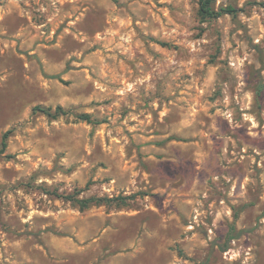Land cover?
Returning <instances> with one entry per match:
<instances>
[{"label":"rangeland","instance_id":"374dc122","mask_svg":"<svg viewBox=\"0 0 264 264\" xmlns=\"http://www.w3.org/2000/svg\"><path fill=\"white\" fill-rule=\"evenodd\" d=\"M198 1L0 0V264H264V0Z\"/></svg>","mask_w":264,"mask_h":264},{"label":"trees","instance_id":"16d2710c","mask_svg":"<svg viewBox=\"0 0 264 264\" xmlns=\"http://www.w3.org/2000/svg\"><path fill=\"white\" fill-rule=\"evenodd\" d=\"M217 0H199L198 1V16L201 19V21H209L218 19L222 16L229 15L231 17H235L236 10L231 7H222L216 10L213 6L216 3ZM162 46H167L163 43H161ZM36 111L42 112L44 115H46L50 119H56L60 116L65 115V112L61 107H57L54 111V113H51L49 109H41L40 107L35 108ZM80 120H84L87 123H92L90 117L88 115H83L80 117ZM7 134L3 136L2 142H1V149L0 154H2L6 148V140ZM63 200H66L68 202H71L72 204L79 207L80 210H86L90 208L91 206H100L102 204H111L112 202H120V204H125V199H97V198H88V199H79L77 195L72 196H66L61 197Z\"/></svg>","mask_w":264,"mask_h":264}]
</instances>
